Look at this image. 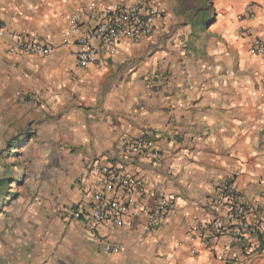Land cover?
<instances>
[{"label": "crops", "instance_id": "0c3cea01", "mask_svg": "<svg viewBox=\"0 0 264 264\" xmlns=\"http://www.w3.org/2000/svg\"><path fill=\"white\" fill-rule=\"evenodd\" d=\"M89 1L0 0L6 30L54 45L47 56H8L0 37V150L25 148L0 213V264H224L222 254L264 264V234L249 254L228 236L189 239L195 220L226 217L211 201L222 182L234 181L247 198L263 190L264 66L239 33L247 26L264 35L263 1L95 0L147 2L161 12L155 32L121 40L106 69L79 66L61 44L70 11ZM247 5L256 17L239 20ZM149 128L161 164L134 156L127 171L144 180L145 202L161 191L174 195L172 206L149 231L139 217L96 238L72 213L89 207L99 166L119 154L121 139ZM105 243L119 250L107 253Z\"/></svg>", "mask_w": 264, "mask_h": 264}, {"label": "built area", "instance_id": "2783aa9c", "mask_svg": "<svg viewBox=\"0 0 264 264\" xmlns=\"http://www.w3.org/2000/svg\"><path fill=\"white\" fill-rule=\"evenodd\" d=\"M160 14L157 7L147 2L98 3L91 0L83 8L70 11L61 44L71 46L72 55L79 66L95 65L106 69V56L114 54L117 44L123 39L139 42L151 36ZM255 17V8L247 5L245 13L238 19ZM239 33L249 37V55L258 57L264 66V35L252 34L247 26L240 27ZM0 37H6L9 41L5 50L8 56H47L54 50L51 42L39 36L6 30L2 21ZM17 94L27 100L32 98L28 94ZM156 134L155 128H149L137 136L123 137L119 154L99 166L100 185L92 192L89 207L72 213L73 218L89 225L96 238L103 227L121 228L139 217L144 218L142 230L149 231L169 212L174 201L173 194L153 192V203L148 204L143 198L146 194L144 180L127 171L128 159L134 156L147 155L154 166L161 164L163 152L156 145ZM262 198L264 186L260 197L247 198L237 189L234 181L222 182L211 201L216 208L224 211L226 217L195 220L189 239L206 244L212 239L228 236L241 250L249 249V254L254 245V236L264 234ZM103 249L107 253L117 252L119 245L105 243ZM190 252L195 254V248H190ZM230 259L224 254L221 256L224 264H238V256Z\"/></svg>", "mask_w": 264, "mask_h": 264}, {"label": "rangeland", "instance_id": "374dc122", "mask_svg": "<svg viewBox=\"0 0 264 264\" xmlns=\"http://www.w3.org/2000/svg\"><path fill=\"white\" fill-rule=\"evenodd\" d=\"M24 152L25 148L22 146L11 148L9 145L0 150V178L7 179V182L2 183L0 186V190L5 191L4 194H0V213L2 212V214L5 210L2 209V206L12 200V193L16 190L15 178H18L17 175L21 172V167L25 166ZM10 188L13 190L11 194L6 192Z\"/></svg>", "mask_w": 264, "mask_h": 264}, {"label": "trees", "instance_id": "16d2710c", "mask_svg": "<svg viewBox=\"0 0 264 264\" xmlns=\"http://www.w3.org/2000/svg\"><path fill=\"white\" fill-rule=\"evenodd\" d=\"M4 182H7V179H5V180H3V181L1 180V182H0V186H1L2 183H4ZM4 192H5V191L2 192V191L0 190V194H4Z\"/></svg>", "mask_w": 264, "mask_h": 264}]
</instances>
